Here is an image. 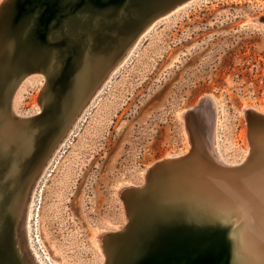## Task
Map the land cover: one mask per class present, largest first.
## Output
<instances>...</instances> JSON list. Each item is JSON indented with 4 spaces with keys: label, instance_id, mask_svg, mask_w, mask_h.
Returning <instances> with one entry per match:
<instances>
[{
    "label": "rangeland",
    "instance_id": "1",
    "mask_svg": "<svg viewBox=\"0 0 264 264\" xmlns=\"http://www.w3.org/2000/svg\"><path fill=\"white\" fill-rule=\"evenodd\" d=\"M192 2L158 17L139 38L95 94L38 181L37 231L57 264H119L128 255L125 247L116 246L117 240L110 256L98 245L101 234L128 223L119 190L125 184L143 183L148 166L166 155L190 151L182 115L202 96L210 95L216 102L220 118L216 132L225 158L240 164L252 155L244 106H255L264 118V0ZM256 16L259 21L254 20ZM121 48L116 43L113 52ZM42 73H30L25 84L16 83L21 112L16 117L28 120L40 112L42 79L47 83ZM212 115L205 107L198 118V131L205 139L212 136ZM256 120L255 138L261 140L264 119ZM18 155L12 154L5 178L15 162L24 174L34 173L37 164L25 166L23 155ZM7 179L0 189L16 186V180ZM223 234L224 253L218 264H231L233 240Z\"/></svg>",
    "mask_w": 264,
    "mask_h": 264
},
{
    "label": "water",
    "instance_id": "2",
    "mask_svg": "<svg viewBox=\"0 0 264 264\" xmlns=\"http://www.w3.org/2000/svg\"><path fill=\"white\" fill-rule=\"evenodd\" d=\"M166 1H170L173 5L182 0H97V2L95 0H4L2 2L0 5V33H2L0 34V94L5 83L14 77V70L17 67L19 69L15 77L19 79L18 83L30 73H42L38 69L46 74L42 73L47 84L42 87L38 98L41 111L28 117L27 127L36 129L33 138L38 144L36 151L25 162V166L28 162H31L32 166L40 162L53 144L59 130V122L63 118L61 112L66 93L74 84L81 58L87 51L92 52L105 39L109 37L113 39L109 31L110 24H114L113 27H117L122 33L127 29L119 27L120 25L112 23L111 20L114 22L122 12L131 8L136 14L142 15L144 11H148V15L152 13L151 15L155 16L163 9L158 7ZM138 4L142 6L138 8ZM139 26L138 23L134 29ZM89 33H92L93 37ZM88 36L92 38L93 45H88L90 43ZM34 51L42 55L37 61L38 64L30 61ZM52 59L55 62L52 63ZM204 105L210 106L215 112L213 97L204 95L186 114L190 152L180 154L169 161L162 158L154 162L147 168L143 183L121 187L119 190V197L127 211L128 223L125 222L120 225L121 227L119 226V229L104 233L108 236H119L128 232L129 236L137 237L134 247L119 264H218L221 260V252L224 249L221 242L225 240L222 234L225 231L220 220L213 217L214 213L208 207L209 204H199L203 205L206 214L192 216L188 214L192 206H184L188 201H182L181 198L179 200L182 189L189 186L188 182L190 180L193 182L199 173L206 174L210 181H217L227 172L226 169L219 168L215 164L216 160L206 157L199 145L198 118L204 110ZM261 116L262 114L254 110H246L250 140L253 130L251 128L256 125V119H264ZM18 129H20L19 125L15 124L12 118L9 128L7 127L0 136V187L4 186L3 178L12 163V153H19L20 150L16 141L11 145V139ZM41 152L43 153L40 155ZM250 161L251 159H248L246 162L236 164L233 167L236 171H229L237 174L245 172L243 170L249 166ZM21 181H25V178ZM4 193L8 194L6 191ZM135 193L138 195L133 197ZM5 197L0 198L3 202L0 204L2 219H4L3 212L7 209ZM132 202H136L142 208L141 211L131 213ZM208 213H210L209 217ZM1 235L0 264H23L12 247L14 244L11 236Z\"/></svg>",
    "mask_w": 264,
    "mask_h": 264
},
{
    "label": "bare ground",
    "instance_id": "3",
    "mask_svg": "<svg viewBox=\"0 0 264 264\" xmlns=\"http://www.w3.org/2000/svg\"><path fill=\"white\" fill-rule=\"evenodd\" d=\"M95 1L97 2V0ZM192 1L193 0H182L173 5L170 4V1H166L158 7L159 9L160 7L163 9L159 11L156 10L158 13H156L157 15L155 16L151 15L152 13L148 15V11H144L142 15H139L138 13L136 14L132 11V8L122 12L116 18L117 20L114 22L111 20V22L120 25L119 27H126L128 30L126 29L127 31L125 30V32L122 33L117 27H113L114 24H110L111 29L109 31L112 33L113 39L111 37L105 39L103 48L93 50L92 52L87 51L81 58L78 65V75L75 76L73 86L69 88L66 93L67 96L61 112L63 118L59 122L60 126L58 135L54 138L53 144L42 156L36 167H34V173L30 171L28 175L26 172L24 174L23 169L19 166L20 163L17 165L15 162L16 165H13V171L10 170L11 173L7 178L10 177L9 182L16 180V186L6 190V193H8L7 195L4 193V187L0 189L2 191V193H0V198L7 196L4 198L7 207L3 212L4 219L0 218V233L2 234L0 235L4 237L11 236L12 243L14 244L12 247L23 264H57L56 261L51 258L46 248H44L40 234L37 231L38 226H36V218L38 203L37 200H35V188L38 185V181L46 172V168L52 161L56 152L58 153L57 150L66 141L65 139L68 137L74 124H76L79 117L86 110V107L92 101L95 94L104 86L112 72L126 59L137 44L139 38L152 28L157 18L161 15L168 14L171 11L175 12V10H180L183 7L186 8V6L193 3ZM141 6L142 5L140 4L137 5L138 8ZM254 20L259 21L260 17L256 16ZM138 23L140 26L134 29ZM89 35L92 36V33H89ZM90 36H88L89 42L92 41ZM116 43H121L122 45L120 51L117 49L118 53L113 52V47ZM41 57L42 55L34 51L30 57V61L36 63ZM51 62L53 63L54 59H52ZM34 68L36 69V66ZM18 69L19 67L14 70V77L9 82L5 83L0 94V109L3 107L0 110V136L4 134L7 127L9 128V124L13 118L14 123L18 124L20 129H18L12 137L11 145L16 141L17 148L20 149L19 153H17L19 154L18 156L20 157V155H23V160L28 161L27 158L29 157L30 159V156L36 151V145L38 143H36L35 138H33V135L35 134L34 130L36 132V129L32 130L31 127H27L29 120H22L18 118L19 116L16 117L17 115H15L21 113L16 104L18 90H15L16 83L18 84L19 80L15 77ZM38 70L43 71L40 69ZM24 79L25 77L22 78L21 83L24 82L25 84L26 82ZM28 79L29 78H27V80ZM42 83L44 84L43 79ZM46 84L47 83H45L43 87H45ZM90 86L92 87L90 88ZM17 89L19 88L17 87ZM42 89L43 88H41V90ZM83 94L86 95L82 97ZM213 101L215 104V112L210 109L213 113L212 118L214 128L212 136L210 139H205L204 135L200 134L198 131L199 145L206 157L211 158L214 161L216 160L215 164L218 165L219 168L226 169V175L217 181H210L206 174L199 173L193 182L192 180L188 182L189 186L182 189L179 200L181 198L182 201H188L184 203V206H192L189 208L190 211L188 213L192 216L206 214V212H204L205 210H203V205L201 206L199 204H209L208 207H210L212 209L211 211L214 213L213 217L217 218L218 221L220 220L223 225L225 231V235H223L227 237V234H229V238H232L233 240L232 257L229 256L231 257V264H264V137L261 140H256L255 137L257 134H255V128H252V139L250 140V143L253 145V151L252 155L248 158L251 159L250 164L243 170L245 172H238L239 174L230 172L229 170L236 171L233 167L239 162L226 159L221 151L220 137L216 132V130L218 131L219 129L220 118L217 117V106L214 99ZM72 107H74L73 112L71 111ZM203 107L210 108V106L207 105H204ZM244 107L245 113L248 109L254 111L258 110L259 112V109L255 106L246 105ZM40 109L41 106L38 111ZM189 111V108L187 111L185 110L182 117L186 119V114ZM261 112L264 113V111ZM65 122L66 124H64ZM37 134H39V129H37ZM7 146L6 148H9ZM189 152L190 151L182 154H187ZM42 153L43 152H41V154ZM178 156H180V154L177 156L168 154L164 159L169 161V159ZM13 158L15 159V157ZM151 166H148V168ZM146 170L143 173V177H146ZM244 173H246L245 176H243ZM6 174L7 171L5 175ZM7 178L4 176L3 179L8 181ZM22 178H25V181L22 182ZM15 184L13 183L12 185ZM133 184H125L123 187H129ZM137 195L138 193H135L133 194V197ZM28 202H30L29 206L27 205ZM1 203L3 202L0 200V204ZM132 204L133 205L130 208L131 213L141 211L142 208H140L136 202H132ZM210 213H208V217L210 216ZM33 220L34 222H32ZM3 222L5 223L3 224ZM227 230H229V232ZM129 234L130 233L127 232V234L119 236H108L104 233L99 236L98 245L101 247L103 254L106 252L107 256H110L109 251L111 249L113 250L115 247V241L117 240L116 246L125 247L126 253H129L134 247V243L137 242V237L129 236ZM38 250H40L41 255ZM41 256H43L48 263L44 262ZM225 259L226 262L227 257ZM105 263L111 264L109 261L104 262V264Z\"/></svg>",
    "mask_w": 264,
    "mask_h": 264
}]
</instances>
